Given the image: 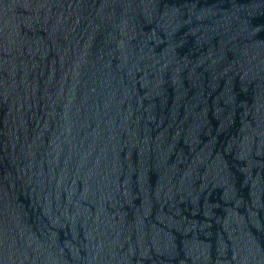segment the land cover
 Returning a JSON list of instances; mask_svg holds the SVG:
<instances>
[{
    "label": "water",
    "instance_id": "obj_1",
    "mask_svg": "<svg viewBox=\"0 0 264 264\" xmlns=\"http://www.w3.org/2000/svg\"><path fill=\"white\" fill-rule=\"evenodd\" d=\"M0 264H264V0H0Z\"/></svg>",
    "mask_w": 264,
    "mask_h": 264
}]
</instances>
